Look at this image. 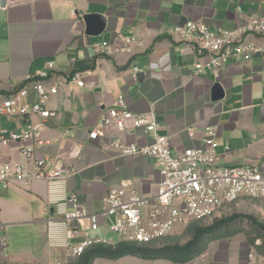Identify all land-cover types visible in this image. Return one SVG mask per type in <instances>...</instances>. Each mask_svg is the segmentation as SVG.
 <instances>
[{
	"label": "crops",
	"instance_id": "obj_1",
	"mask_svg": "<svg viewBox=\"0 0 264 264\" xmlns=\"http://www.w3.org/2000/svg\"><path fill=\"white\" fill-rule=\"evenodd\" d=\"M263 12L264 0H0V103L24 84L25 77L45 70L48 62L58 75L82 72V88L68 86L50 98L49 107L56 114L44 123L37 153L62 170L66 182L58 188L75 195L92 212L102 208L112 187L125 185L152 197L160 181L151 159L120 157L110 147L113 140L148 143L141 130L108 128L98 139L88 138L119 96L132 113H154L158 132L168 138L173 153L202 147L206 129L212 128L217 133L218 164H255L264 171V57L231 59L214 81L210 74H192L196 55L172 34L175 26L187 21L233 31ZM90 14L105 19L103 32L95 37L85 34L82 21ZM126 37L137 39L133 52H114L123 45L119 39ZM246 40L262 43L256 36ZM102 43L112 52L96 53L94 46ZM85 60L90 64L74 68ZM132 67L141 72L134 75ZM216 82L224 97L212 102L210 89ZM28 122L40 120L0 116V127L15 133ZM19 147L0 143L4 159L10 161L19 159ZM55 209L48 204V184L43 181L0 188L2 227L30 228L28 237H0V264L77 260L48 244L46 220L55 217ZM249 251L240 238L223 237L209 241L201 254L184 263L125 256L97 258L92 264H245Z\"/></svg>",
	"mask_w": 264,
	"mask_h": 264
},
{
	"label": "built area",
	"instance_id": "obj_2",
	"mask_svg": "<svg viewBox=\"0 0 264 264\" xmlns=\"http://www.w3.org/2000/svg\"><path fill=\"white\" fill-rule=\"evenodd\" d=\"M172 34L178 41L190 45L196 55L194 76L210 74L217 81L220 70L229 60L264 57V12L250 16L244 26L233 31L211 30L201 22L187 21L175 26ZM246 36L260 37L262 43L247 41ZM119 40L123 45L114 52H133L132 45L137 43L135 37ZM94 50L112 52L107 43L96 44ZM53 70L54 64L48 62L45 70L25 77L24 84L0 103V116H36L40 120L37 124L28 122L19 133L0 127V143L20 144L16 161L4 159L0 151V188L6 190L11 184L32 181L48 184V204L56 206L52 211L55 217L46 220L48 244L53 249H62L65 257L77 259L93 247L119 243L149 245L164 239L178 227L220 217L226 205L239 199L264 201L262 168L255 164H218L214 129H206L202 147L173 153L168 138L158 132L154 113H132L123 96H119L88 138L94 141L108 128L141 130L148 137V143L137 145L113 140L110 147L120 157L151 159L160 181L152 197L142 196L125 185L112 187L103 197L99 211L88 210L75 195H67L65 188H58L66 182L62 170L51 159L37 153V147L42 144L44 123L56 114L49 107L50 98L65 87L84 86L81 71L58 75ZM132 71L134 75L141 72L138 67H132ZM109 233L116 240L109 238ZM6 243L2 238L1 245L5 247ZM245 264H260V258L250 250Z\"/></svg>",
	"mask_w": 264,
	"mask_h": 264
},
{
	"label": "rangeland",
	"instance_id": "obj_3",
	"mask_svg": "<svg viewBox=\"0 0 264 264\" xmlns=\"http://www.w3.org/2000/svg\"><path fill=\"white\" fill-rule=\"evenodd\" d=\"M232 216H238L231 223L224 226L221 230V234L226 237H238L242 241L246 242L248 249L253 250L257 255L261 258H264V234L263 231L256 226L252 221H250V217L255 219L257 222L264 225V201L259 199H239L236 202L226 205L220 217L205 220L192 222L186 226L178 227L174 229V231L165 237L164 239L149 244L148 246L153 248H159L162 246H173V245H183L187 241H189L192 237V229L194 226H208L214 220L230 218ZM2 227V225L0 224ZM0 227V237H28L29 231L28 227ZM39 237L42 235L41 228H39ZM4 235V236H3ZM109 238H116L108 234ZM207 237H204V241L207 240Z\"/></svg>",
	"mask_w": 264,
	"mask_h": 264
},
{
	"label": "trees",
	"instance_id": "obj_4",
	"mask_svg": "<svg viewBox=\"0 0 264 264\" xmlns=\"http://www.w3.org/2000/svg\"><path fill=\"white\" fill-rule=\"evenodd\" d=\"M237 217L238 216H232L230 218L214 220L208 226H194L191 239L183 245L153 248L148 245L119 243L115 246L93 247L88 249L71 264H92L93 260L97 258L116 260L125 256L146 259H166L174 263H184L190 258L201 254L209 241L226 237L221 234V230ZM249 219L258 226L264 234V225L251 217ZM204 237L208 239L204 241Z\"/></svg>",
	"mask_w": 264,
	"mask_h": 264
},
{
	"label": "water",
	"instance_id": "obj_5",
	"mask_svg": "<svg viewBox=\"0 0 264 264\" xmlns=\"http://www.w3.org/2000/svg\"><path fill=\"white\" fill-rule=\"evenodd\" d=\"M82 21L85 26V34L90 37L100 35L105 28V19L96 14L84 15ZM90 61H78L74 68L80 69L83 66L89 65ZM224 97V91L219 83H214L210 89V98L212 102L220 101Z\"/></svg>",
	"mask_w": 264,
	"mask_h": 264
}]
</instances>
